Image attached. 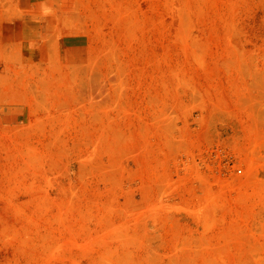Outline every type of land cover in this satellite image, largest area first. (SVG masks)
I'll use <instances>...</instances> for the list:
<instances>
[{
  "label": "rangeland",
  "instance_id": "374dc122",
  "mask_svg": "<svg viewBox=\"0 0 264 264\" xmlns=\"http://www.w3.org/2000/svg\"><path fill=\"white\" fill-rule=\"evenodd\" d=\"M0 264H264V0H0Z\"/></svg>",
  "mask_w": 264,
  "mask_h": 264
}]
</instances>
